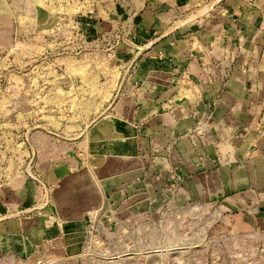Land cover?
<instances>
[{
	"label": "rangeland",
	"instance_id": "obj_1",
	"mask_svg": "<svg viewBox=\"0 0 264 264\" xmlns=\"http://www.w3.org/2000/svg\"><path fill=\"white\" fill-rule=\"evenodd\" d=\"M114 2L124 0H0V193L24 179L40 206L64 207L84 194L95 199L76 210L81 228L70 239L63 225V242L42 239L24 254L1 249L0 264H264V196L246 199L239 190L208 199L189 194L181 168L170 161L151 192L140 183L134 191L101 198L94 179L78 174L88 127L133 104L142 87L137 71L147 64L140 58L150 55L133 27L137 16L134 22L113 16ZM202 5L174 16L186 18L183 35L198 23L223 20ZM232 7L224 15L230 20L225 44L217 26L199 33L216 37L197 52L198 75L204 73V83L241 76L246 94L236 102L252 111L249 124L231 134V145L237 148L254 133L259 144L250 150H258L264 145V0ZM197 130L206 142L201 129L188 138ZM215 144L223 154L222 144ZM220 154L213 163L226 161ZM64 160L74 162V173L50 182L47 169Z\"/></svg>",
	"mask_w": 264,
	"mask_h": 264
},
{
	"label": "crops",
	"instance_id": "obj_2",
	"mask_svg": "<svg viewBox=\"0 0 264 264\" xmlns=\"http://www.w3.org/2000/svg\"><path fill=\"white\" fill-rule=\"evenodd\" d=\"M200 1L204 2L200 8L209 5L206 10L221 13L223 20L198 23L196 31L185 36L181 22L186 18H173ZM240 3L241 0H233L237 8ZM230 7V0H124L111 4L109 13L113 16L128 15L132 21L137 16L134 30L141 49L150 55L140 58L147 64L137 71L142 83L139 97L121 112L94 120L86 131L83 171L78 174L95 180V191L101 198L134 191L140 183L148 192L154 191L155 179L164 173L170 161L177 169L181 168L185 175L182 184L189 194L208 199L217 193L239 190L242 198L263 199L264 145L250 150V145L258 143L250 132L243 142L234 138L240 142L237 148L231 145V134L249 124L252 111L246 103L236 102L246 94L241 76L220 75L213 82L204 83V73L198 75L197 52L201 46L215 43L216 37L208 34L205 38L199 33L215 30L217 26L216 31L222 34L220 44H225L230 20L225 21L224 15ZM236 7H232L234 11ZM157 64L166 69L158 68ZM187 76L188 87L183 85ZM196 129H201L206 142L199 139L198 130V134L192 133L193 140L188 138ZM215 143L222 144L225 162H212L211 158L220 154V149L214 148ZM201 156L203 160L199 159ZM74 166L72 161H59L50 165L46 177L52 183L58 182L71 176ZM35 201V189L24 179L6 188L3 195L0 193V250L24 254L42 239L54 237L62 242L70 239L81 228L83 217L76 210L95 199L84 194L74 204H64L68 208L61 207L63 204L55 205L56 208L40 206Z\"/></svg>",
	"mask_w": 264,
	"mask_h": 264
}]
</instances>
